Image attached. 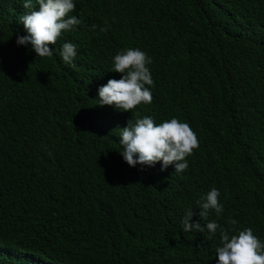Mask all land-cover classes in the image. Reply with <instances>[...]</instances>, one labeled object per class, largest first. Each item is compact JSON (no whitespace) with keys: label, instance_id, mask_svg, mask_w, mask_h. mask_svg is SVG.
Wrapping results in <instances>:
<instances>
[{"label":"trees","instance_id":"16d2710c","mask_svg":"<svg viewBox=\"0 0 264 264\" xmlns=\"http://www.w3.org/2000/svg\"><path fill=\"white\" fill-rule=\"evenodd\" d=\"M74 3L81 23L40 58L16 43L22 0H0V264H217L220 229L182 231L213 188L223 212L190 223L264 243V0ZM128 48L151 58L152 103L100 106ZM145 116L189 124L187 170L126 163L120 129Z\"/></svg>","mask_w":264,"mask_h":264},{"label":"clouds","instance_id":"9594fccd","mask_svg":"<svg viewBox=\"0 0 264 264\" xmlns=\"http://www.w3.org/2000/svg\"><path fill=\"white\" fill-rule=\"evenodd\" d=\"M39 10H34L33 0H22L24 10L19 21L23 24L27 35L18 36L17 45H31L36 56L51 58L53 49L62 33L69 32L81 23L75 15H69L76 9L74 0H36ZM110 27V26H109ZM101 28V31H107ZM77 55L76 45L65 42L59 51V56L66 65L73 68ZM151 58L139 49L128 48L116 54L113 58L111 71L123 74L120 79H109L107 84L99 87L97 103L100 106H114L117 110L127 112L141 104H151L153 100L150 86L154 85L147 65ZM119 144L123 146L121 155L130 167L139 165L155 166L161 162V171L174 165L176 173H182L188 168L187 157L199 147L196 133L188 123L177 118L164 120L157 124L150 116L132 120L128 126L120 129ZM220 192L213 188L200 200L196 201L200 211L194 213L193 208L185 210L182 220V231L185 233L198 231L209 233L208 239L220 229L221 246L216 248L217 264H264V243L253 234L251 228L239 231L231 237L215 222H191L194 215L201 220H207L211 211L217 216L223 212L219 202ZM232 224L236 221L232 220Z\"/></svg>","mask_w":264,"mask_h":264}]
</instances>
